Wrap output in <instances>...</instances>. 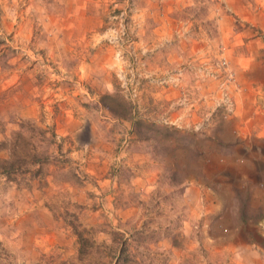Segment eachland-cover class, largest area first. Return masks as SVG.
<instances>
[{"label": "rangeland", "instance_id": "374dc122", "mask_svg": "<svg viewBox=\"0 0 264 264\" xmlns=\"http://www.w3.org/2000/svg\"><path fill=\"white\" fill-rule=\"evenodd\" d=\"M19 122L51 156L0 173V264H264V0H0V139Z\"/></svg>", "mask_w": 264, "mask_h": 264}, {"label": "trees", "instance_id": "16d2710c", "mask_svg": "<svg viewBox=\"0 0 264 264\" xmlns=\"http://www.w3.org/2000/svg\"><path fill=\"white\" fill-rule=\"evenodd\" d=\"M101 97H113L111 94L106 93L103 94ZM120 109H123L126 114L128 115L127 111V103L123 99H116ZM104 105L108 108L111 112L116 115H122L119 110H117V103L113 102H106L104 101ZM140 124V121H137L136 124ZM33 130H38L39 134L44 137L48 141V143H54L55 133L54 126L46 125L44 127L37 126L33 124ZM19 128L13 131L10 136L0 139V149H7L6 156H0V173L7 176L9 179L15 177L16 174H28L32 177H39L44 173V166L48 163L50 154L48 152L41 153L36 146L32 144L26 136V129L24 128L26 125L23 122L18 123ZM147 128H149V125ZM163 129H166V126H163ZM165 136L166 140H168L169 131H167ZM145 138L149 137V133H145L143 135ZM46 151V150H45ZM33 166V167H32ZM187 178V177H186ZM13 180V179H12ZM246 203L243 204V213H246ZM241 211V212H242ZM246 215L243 214V217L240 215L238 216L240 222L246 221ZM238 221V222H239Z\"/></svg>", "mask_w": 264, "mask_h": 264}, {"label": "crops", "instance_id": "0c3cea01", "mask_svg": "<svg viewBox=\"0 0 264 264\" xmlns=\"http://www.w3.org/2000/svg\"><path fill=\"white\" fill-rule=\"evenodd\" d=\"M120 11V10H119ZM241 133V132H239ZM235 163L240 164L242 159H239L237 156H235L234 158ZM240 160V161H239ZM239 161V162H238ZM258 172V169H256V173ZM190 179L189 182L191 181H195L196 186L193 185V187L197 188V185H203V187H207L208 189H210L209 191H207L205 189L204 193H206L205 195H200V197L202 199H204L205 201L207 199H209V208H207L206 211H208V213H217V212H225L228 213V215H226V217L224 219H230V221L233 222V225L236 224L239 221V214L240 212L239 210V201L237 202L235 199H237L236 197H233L234 194L233 192H226L222 194L221 191H218L221 189V187H225V185H227L226 187L230 186L231 184L228 182H220V184H216V181L214 180L212 183H209V185L206 183V180L203 179L202 174L200 173L199 175L195 173V175L193 176V178H187ZM223 184V185H222ZM213 188L216 190L214 191ZM235 198V199H234ZM254 198V197H253ZM252 198V199H253ZM238 200V199H237ZM247 205V208L250 206L249 201L245 202ZM209 209V210H208ZM241 210V209H240ZM229 211L231 213H229ZM247 211V210H246ZM238 212V215H237ZM247 221L249 222L250 220L247 219ZM243 226V225H242ZM241 226V227H242ZM244 242H248L250 244H253V242H250V240L245 239L243 240ZM262 249L264 250V246H262Z\"/></svg>", "mask_w": 264, "mask_h": 264}]
</instances>
